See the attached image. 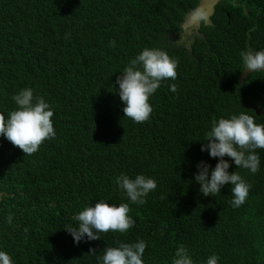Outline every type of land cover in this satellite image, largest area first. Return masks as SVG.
I'll return each mask as SVG.
<instances>
[{
  "label": "trees",
  "instance_id": "1",
  "mask_svg": "<svg viewBox=\"0 0 264 264\" xmlns=\"http://www.w3.org/2000/svg\"><path fill=\"white\" fill-rule=\"evenodd\" d=\"M241 2L260 13L258 26L264 34V0ZM194 5V0H0V113L15 109L12 96L20 89L32 88L34 96L50 104L56 132L32 155L0 136V250L14 264H94L106 246L137 239L147 243L145 264H171L180 246L194 264H203L211 254L219 257L218 264H264V149L257 150L259 171L248 172L246 204L232 207L222 224L217 225L212 208L196 220L203 199L194 191V163L182 151V135L164 125L166 113L174 115L169 84L143 124L123 116L114 89L128 61L145 47L161 46L169 29L180 32L184 9ZM226 9L239 16L243 5L228 0ZM136 36L142 43L131 46ZM109 41L116 46L109 47ZM249 44L257 48L261 42L253 36ZM247 46L220 52L213 67L202 60L201 67L189 68L180 44L177 87L199 95L186 82L193 85L198 76L209 79L218 63L228 74L219 86L241 87L238 54ZM262 74H250L245 83ZM199 102V97L186 96L188 118ZM226 108L242 111L230 100ZM145 170L157 175L161 188L150 192L143 205L130 204L134 227L74 244L64 229L76 226L73 216L100 199L127 202L115 178ZM169 171L188 177L186 187L175 193ZM70 185L75 186L68 190ZM229 226L233 239L224 238Z\"/></svg>",
  "mask_w": 264,
  "mask_h": 264
},
{
  "label": "clouds",
  "instance_id": "2",
  "mask_svg": "<svg viewBox=\"0 0 264 264\" xmlns=\"http://www.w3.org/2000/svg\"><path fill=\"white\" fill-rule=\"evenodd\" d=\"M194 1V6L184 9L180 23L184 31L169 29L161 37V46L141 49L121 68L114 81L118 87L114 89L121 101L123 116L143 124L150 121L154 100L169 84V90L173 92L170 111L174 115L166 113L164 125L182 135V151L194 163V191L203 199L196 220L206 208H212L218 225L222 224L223 215L232 207L246 204L251 189L247 182L248 172L255 174L260 169L257 150L264 149V74L253 83L246 84L245 81L254 72L264 73V34L261 31L263 27L258 26L260 13L241 0H231L233 4L243 5L239 16H233L226 9L228 0H216L206 9L199 6V0ZM220 4L223 5L221 8ZM191 11L193 13H189ZM186 14L191 15L192 22L184 28ZM253 36L261 42L257 48L249 44ZM139 43L142 41L136 36L130 45ZM180 44L185 49L186 59L191 61L189 68L201 67L202 60L213 67L214 59L220 52L236 51L247 46L238 54L243 66L239 74L242 86L220 87L219 83L223 84L228 74L218 63V70L209 79L198 76L193 85L186 82L199 95H193L186 87H177L175 81L182 58ZM115 46V41H109V47ZM244 71L249 73L242 79ZM186 96L199 97L202 101L196 112L191 111L189 118L184 105ZM12 100L15 109L6 115L0 113V136L18 147L24 155H32L45 140L56 136L53 110L42 96H34L32 88L20 89ZM229 100L241 106L242 111L227 109ZM169 172L166 176L175 193L179 188L186 187L185 179L188 181V177L181 179L178 171ZM115 184L127 202L117 205L100 199L78 211L73 216L76 226L64 228L74 244L100 239L99 233H126L135 224L129 215L130 204L143 205L150 192L161 188L160 179L148 170L134 177L121 173L115 178ZM75 185H70L68 190ZM229 227L224 238L233 239V226ZM146 246L143 239L131 243L117 240L114 246L103 249V254L97 257L94 264H145ZM218 260L216 254H211L203 264H218ZM0 264H14L10 254L4 250H0ZM171 264H194V261L188 250L180 246L175 250Z\"/></svg>",
  "mask_w": 264,
  "mask_h": 264
},
{
  "label": "water",
  "instance_id": "3",
  "mask_svg": "<svg viewBox=\"0 0 264 264\" xmlns=\"http://www.w3.org/2000/svg\"><path fill=\"white\" fill-rule=\"evenodd\" d=\"M216 0H199V6L202 7L203 9L209 8L213 3H215ZM189 13H193L192 11ZM192 22L191 15L186 14L185 20L183 23V27L187 28ZM249 72L244 71L242 74V79L247 76Z\"/></svg>",
  "mask_w": 264,
  "mask_h": 264
},
{
  "label": "bare ground",
  "instance_id": "4",
  "mask_svg": "<svg viewBox=\"0 0 264 264\" xmlns=\"http://www.w3.org/2000/svg\"><path fill=\"white\" fill-rule=\"evenodd\" d=\"M1 196V195H0ZM69 227V226H68ZM71 227V226H70ZM67 228V227H66ZM58 237H60V236H58ZM84 249V248H83ZM86 253H88V252H86ZM82 254V253H81ZM84 256V255H83ZM85 257V256H84Z\"/></svg>",
  "mask_w": 264,
  "mask_h": 264
},
{
  "label": "flooded vegetation",
  "instance_id": "5",
  "mask_svg": "<svg viewBox=\"0 0 264 264\" xmlns=\"http://www.w3.org/2000/svg\"><path fill=\"white\" fill-rule=\"evenodd\" d=\"M181 31L183 32L184 30L182 29Z\"/></svg>",
  "mask_w": 264,
  "mask_h": 264
}]
</instances>
